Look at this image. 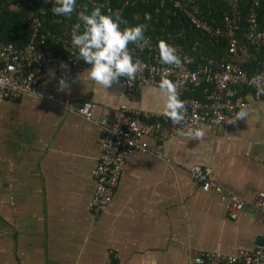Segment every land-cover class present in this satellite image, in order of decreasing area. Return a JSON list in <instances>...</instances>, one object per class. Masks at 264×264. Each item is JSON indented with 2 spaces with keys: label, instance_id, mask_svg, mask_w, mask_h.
Segmentation results:
<instances>
[{
  "label": "crops",
  "instance_id": "crops-1",
  "mask_svg": "<svg viewBox=\"0 0 264 264\" xmlns=\"http://www.w3.org/2000/svg\"><path fill=\"white\" fill-rule=\"evenodd\" d=\"M90 67L65 79L64 91L50 69L38 95L0 99V264H193L200 251L233 253L263 241L261 211L229 217L187 171L208 165L219 185L248 201L264 192V97L251 100L246 121L198 124L201 141L176 133L163 141L164 157L128 154L110 202L94 213L101 127L57 101L90 100L95 117L113 118L121 104L164 111V100L154 86L133 97L120 83L104 89L88 78Z\"/></svg>",
  "mask_w": 264,
  "mask_h": 264
},
{
  "label": "built area",
  "instance_id": "built-area-1",
  "mask_svg": "<svg viewBox=\"0 0 264 264\" xmlns=\"http://www.w3.org/2000/svg\"><path fill=\"white\" fill-rule=\"evenodd\" d=\"M87 1L99 7L108 8L110 4V0ZM137 1L120 0L119 3L123 7ZM167 1L172 9L182 13L191 25L208 38L224 37L226 51L218 57L200 54L196 58L186 52L176 40V37L181 36L177 32L156 37L145 34L149 43L143 50L134 44L129 45L133 60L139 61L143 67L134 79H119L122 94L133 97L141 86L158 87L165 70H170L168 78L178 84L179 97L185 102L187 109L184 112L185 121L179 125L173 124L163 111H146L121 104L115 110L113 118H105L94 116V105L90 100H82L74 107L68 99L57 101L85 119L96 121L101 127L100 152L91 170L94 188L89 207L94 213L104 210L110 202L128 154L153 152L164 157L163 141L174 136L178 129L195 128L200 123L227 128L232 125L227 123L228 120L234 118L241 107H249L251 100L264 97L257 94V87L253 82L255 76L264 75V29L259 27L255 10L259 0H252V6L244 16L240 10L241 0H228L229 9L220 24L207 21L196 0ZM78 14L71 22L66 38L61 42L60 53L43 46L48 38L56 39V35L43 31L42 20L37 16L29 21V38L23 46L0 41V99L14 100L22 94L38 95V85L47 77L50 69L60 79H70L89 65L79 57L78 49L71 43L74 26L80 23ZM242 18L245 23H242ZM242 39L258 53V56L251 54L257 59L251 72L240 64L242 58L250 55L244 45L241 47ZM160 40L176 48L183 65L181 68L161 63L157 47ZM197 90L199 95H194ZM49 99L55 100L52 97ZM147 138L153 139L152 148L148 145ZM187 172L189 178L199 183L202 190H211L218 195L229 217L235 218L249 207L251 210L261 211L264 218L263 191L257 192L248 201L219 185L212 178L208 165L194 164ZM110 264L120 263L113 261ZM193 264H264V239L250 249L240 248L233 253L200 251L193 257Z\"/></svg>",
  "mask_w": 264,
  "mask_h": 264
},
{
  "label": "trees",
  "instance_id": "trees-1",
  "mask_svg": "<svg viewBox=\"0 0 264 264\" xmlns=\"http://www.w3.org/2000/svg\"><path fill=\"white\" fill-rule=\"evenodd\" d=\"M200 9L209 22L220 24L223 16L229 9L228 0H196ZM120 0H110L109 7H101L103 14L119 16L121 28L135 26L138 24L147 25L145 34L153 37L164 33H181L176 40L181 43L183 49L194 57L200 54L218 57L226 51V39L224 37L208 38L198 28L191 25L185 16L179 11L172 9L167 0H138L136 3L121 6ZM54 0H0V41L13 42L23 46L29 38V21L37 16L42 20V30L49 31L56 35V39H47L43 45L45 48L60 53L61 42L66 38L71 22L77 14L85 8L90 12L94 7L87 0H77L76 11L69 17L54 15L51 8ZM252 6V0H241L240 10L244 16ZM259 27L264 29V0H259L255 7ZM150 14L151 19L145 20V14ZM242 23H245L242 18ZM241 47L247 49L250 54L240 60V64L248 71L256 66L257 59L254 55L258 53L253 47L246 44L245 40L240 41ZM240 52V50H239ZM194 93L199 95L200 92Z\"/></svg>",
  "mask_w": 264,
  "mask_h": 264
},
{
  "label": "clouds",
  "instance_id": "clouds-1",
  "mask_svg": "<svg viewBox=\"0 0 264 264\" xmlns=\"http://www.w3.org/2000/svg\"><path fill=\"white\" fill-rule=\"evenodd\" d=\"M47 3L48 0H45ZM77 0H54L51 12L54 15L69 17L76 11ZM150 14H145V20H150ZM77 23L74 26L71 43L78 49L79 57L91 65L88 68V78L104 89L111 87L114 83H119L121 77L129 80L135 78L136 74L142 70V64L134 61L129 52V45L134 44L137 48H143L149 43L145 37L147 25L138 24L121 28L120 17L117 15L103 14L101 7H94L90 12L85 8L79 12ZM159 59L162 64L181 68V57L177 55L174 46L166 41L160 40L157 44ZM62 67H67L62 65ZM170 70H165L158 88L164 100L163 114L172 121L173 124H181L185 121L184 112L186 104L179 97L178 84L168 78ZM257 87V94L264 95V75H257L253 78ZM70 87L69 83L61 78L59 81V91H64ZM231 94V93H229ZM251 110L241 107L236 112L235 117L227 123L235 124L240 120H247ZM177 134L186 137L188 140L201 141L205 136L203 129L185 127L177 130Z\"/></svg>",
  "mask_w": 264,
  "mask_h": 264
}]
</instances>
